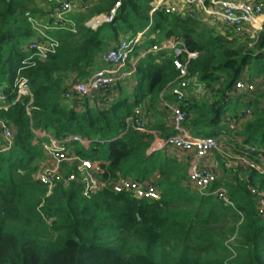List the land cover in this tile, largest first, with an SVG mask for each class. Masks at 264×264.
Here are the masks:
<instances>
[{
  "label": "trees",
  "instance_id": "trees-1",
  "mask_svg": "<svg viewBox=\"0 0 264 264\" xmlns=\"http://www.w3.org/2000/svg\"><path fill=\"white\" fill-rule=\"evenodd\" d=\"M155 1L81 0L84 9L73 14L76 31L50 33L59 46L38 59L28 47L36 34L27 14L43 13L40 2L0 0V117L15 131L13 146L0 155V264H264V24L258 33L225 37L198 12L153 10ZM113 10L111 22L89 25ZM139 33L146 39L127 62L164 40L180 39L197 54L186 78L203 84L201 96L190 91L175 98V55L162 50L140 57L131 75L99 92L67 98L76 82L102 67V52ZM179 59L186 62V55ZM241 78L253 89L239 91ZM21 79L32 93L30 116L29 98L16 101ZM163 101L186 113L183 127L191 134L216 138L219 151L244 156L255 167L239 160L206 191L192 189L190 154L179 160L165 150L149 152L157 138L176 134ZM137 109L152 114L146 127L156 135L127 127ZM34 131L87 139L88 147L73 143V150L99 161L107 187L86 196L79 176L56 183L48 194L35 176L48 139ZM69 174L78 176L74 169ZM126 178L154 180L159 199L111 189V182ZM221 187L231 205L214 193Z\"/></svg>",
  "mask_w": 264,
  "mask_h": 264
},
{
  "label": "built area",
  "instance_id": "built-area-1",
  "mask_svg": "<svg viewBox=\"0 0 264 264\" xmlns=\"http://www.w3.org/2000/svg\"><path fill=\"white\" fill-rule=\"evenodd\" d=\"M43 3H49L52 10L49 11L50 21L42 24L37 23L33 18L29 17L36 38L29 43V48L34 52L38 59H45L48 55L55 53L59 43L50 35V33L59 30L76 31V21L74 13H78L84 9L81 0H40ZM180 1V3H179ZM156 0L153 4V10L163 8L166 13H177L181 15L188 14L183 7L189 3H194L199 8V15L202 20L210 28H214L219 34L230 37L233 35L255 34L263 29L264 24V0ZM76 6H79V11H76ZM115 11L113 10L110 16H100L105 22H111L114 18ZM99 18V17H98ZM97 19V18H95ZM93 19V20H95ZM92 20V21H93ZM104 22V21H101ZM89 25L96 28L95 24ZM100 24V23H99ZM98 24V25H99ZM42 30V35L38 31ZM144 33H139L132 39L122 38L117 44L110 46L99 56V61L102 65L100 69L93 72L87 79L76 82L72 90L67 94V98L77 96L84 98L93 93L99 92L102 88L112 84L117 80H122L128 75H131L135 70V65L140 57L147 53H157L162 50L171 51L175 55L173 64L179 72L177 78V85L171 88L172 94L178 101L186 98L189 90H193L196 95L203 93V84L198 82L195 78L188 79L187 64L194 59L197 54L189 52L184 43L177 38H170L162 41L160 44L152 46L151 49L143 51L132 64V71L125 70L127 60L134 51L135 47L142 44ZM186 55V62H182L179 57ZM236 88L239 91L252 90L253 84L247 83L244 78L236 82ZM16 101L23 98H29L26 110L30 116L29 106L32 103V93L29 85L25 79H21L17 83ZM5 105V95L0 93V107ZM163 105L170 115L171 122L176 130V134L170 136L161 143L157 148L161 150L166 147L173 148L182 153H188L190 156L202 158L213 152L219 150L220 143L214 137L194 136L187 129L183 127L186 113L178 106V104L163 101ZM9 107V105H7ZM241 115V114H240ZM147 120H143L140 109L135 111V115L127 119V127L133 128L140 133H152L156 135L154 130L146 127ZM231 127H234L233 125ZM38 138H47L48 142H44L43 149L47 159V163L56 164L58 168L67 166L74 169L75 174L61 175L58 170L50 165L40 167V170L35 175L38 182L48 187L49 192L56 183L68 185L72 180L81 177L83 183V193L89 196L93 193L99 192L107 184L98 176L100 164L99 161H91L83 159L73 150L74 144L79 143L81 146L88 147L90 142L79 135H68L63 138H55L46 131H34ZM15 138L14 128L8 124L2 117H0V155L7 152L13 146ZM74 143V144H73ZM156 143V142H155ZM153 143L152 152L157 148ZM192 154V155H191ZM240 160L245 165H251L244 157L240 156ZM190 163V162H189ZM259 168V167H258ZM217 176L213 170L210 169H196L193 164L188 165L187 179L200 192L206 191L211 186ZM114 192H128L136 199H159L160 192L156 183L152 180L140 182L130 178L119 179L110 184ZM255 192V190H254ZM214 193L227 204H232L227 196L225 188H218ZM260 213L264 215V200H260Z\"/></svg>",
  "mask_w": 264,
  "mask_h": 264
},
{
  "label": "rangeland",
  "instance_id": "rangeland-1",
  "mask_svg": "<svg viewBox=\"0 0 264 264\" xmlns=\"http://www.w3.org/2000/svg\"><path fill=\"white\" fill-rule=\"evenodd\" d=\"M38 2H40V6H42L43 7V13H41V14H35V15H30V14H27V16H28V18L29 17H31V18H33L37 23H40V24H42V23H44V22H49L50 21V16H49V11H51L52 10V7H51V5L48 3H43V1L41 2L40 0H37ZM179 3H180V1H179ZM34 5V4H33ZM32 5V6H33ZM36 5H34L33 7H35ZM76 11H79V6L77 7L76 6V9H75ZM198 13H200V12H198ZM175 14H177V13H175ZM200 16V18H201V15H199ZM93 21H95V24L98 26V24L99 23H102L101 21H104L105 22V20L102 18L101 19V17H99V18H97V19H95V20H93ZM93 21H91V23L90 24H92V25H94L95 26V24L94 23H92ZM31 24V23H30ZM32 26V25H31ZM33 28V27H32ZM34 30V29H33ZM35 33H37V32H35ZM38 33L40 34V35H42L41 33H42V30H40V31H38ZM145 36V35H144ZM146 39V37H143V39H142V41H144ZM135 60V58H134V56L132 57V58H130L129 59V63L130 64H132V62ZM128 62H127V64H129ZM127 66V65H126ZM126 70V69H125ZM129 76V75H128ZM126 78V77H125ZM190 91H192V93L194 92L193 90H189V92H188V94L189 93H191ZM201 96V95H200ZM199 96V97H200ZM166 115H168V116H170L169 115V113L167 112V114ZM142 118H143V120H147V118H146V114H144V112H142ZM161 142L160 141H157L154 145L155 146H153V147H155V148H157L158 147V145L160 144ZM158 150H161L160 148H157L155 151H158ZM163 150H165V149H163ZM224 151H225V149H223ZM152 147L150 148V150H149V152H151L152 153ZM154 151V152H155ZM227 151V150H226ZM225 151V152H226ZM215 153H218L219 155H223L222 154V152L221 151H219V150H216V151H214V152H211V153H209L208 155H206L205 157H202V158H198V157H194L192 154V156H190V163L189 164H193V167L194 168H196V169H210V170H213L214 171V173L216 174V176H219V175H221V174H223V171L224 170H226V171H229V169H231V167L232 166H235L234 165V162H236V160H234V158H232V156H231V154H230V156H227V155H223L222 156V159L225 161V163L223 162V160H219L218 159V157L216 156V154ZM184 158V157H183ZM44 163L46 164V166H48V165H50V166H52V167H54V168H56L57 170H58V172L63 176H65V175H67L68 174V172L72 169V168H69V167H67V166H64V167H62V168H58V166L56 165V164H51V163H47V159H46V156H45V158L41 161V163H40V167H42V166H44ZM223 164H224V166H223ZM153 182H154V180H152ZM191 188L192 189H196L193 185H191Z\"/></svg>",
  "mask_w": 264,
  "mask_h": 264
},
{
  "label": "crops",
  "instance_id": "crops-1",
  "mask_svg": "<svg viewBox=\"0 0 264 264\" xmlns=\"http://www.w3.org/2000/svg\"><path fill=\"white\" fill-rule=\"evenodd\" d=\"M177 1H179V0H177ZM187 12H189V13H197V12H199V8L197 7V5L196 4H194V3H189L188 5H186V6H184L183 7ZM144 114H146V118H147V121H148V119L150 118V117H152V114L150 115V114H148V113H144ZM169 119H170V116H167ZM167 117H166V119H167ZM157 141H162L161 139H159V138H157L155 141H154V143L155 142H157ZM165 151H167L168 152V154L170 155V156H173L174 158H178L179 160H183V158H182V156L184 155V153H182V152H180V151H177V150H175V149H173V148H170V147H166L165 148ZM221 152H222V154L224 155H227L228 153L227 152H224V151H222L221 150ZM227 156H230V154H228ZM236 157V156H235ZM232 157V158H234V160H236V162H234V165L235 166H238L241 162L239 161L240 160V158L239 157ZM188 161L189 160H187V163H186V166H188Z\"/></svg>",
  "mask_w": 264,
  "mask_h": 264
}]
</instances>
